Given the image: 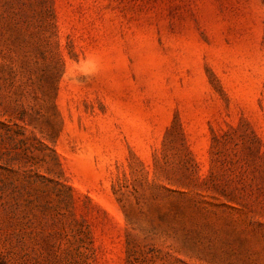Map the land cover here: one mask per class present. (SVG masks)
<instances>
[{
	"label": "rangeland",
	"instance_id": "1",
	"mask_svg": "<svg viewBox=\"0 0 264 264\" xmlns=\"http://www.w3.org/2000/svg\"><path fill=\"white\" fill-rule=\"evenodd\" d=\"M0 264H264V0H0Z\"/></svg>",
	"mask_w": 264,
	"mask_h": 264
}]
</instances>
